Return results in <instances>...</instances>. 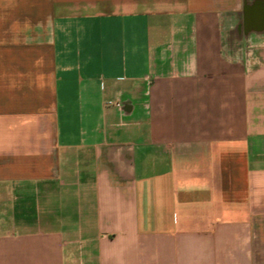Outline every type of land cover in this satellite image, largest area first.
<instances>
[{
	"label": "crops",
	"instance_id": "0c3cea01",
	"mask_svg": "<svg viewBox=\"0 0 264 264\" xmlns=\"http://www.w3.org/2000/svg\"><path fill=\"white\" fill-rule=\"evenodd\" d=\"M0 264H264V0H0Z\"/></svg>",
	"mask_w": 264,
	"mask_h": 264
}]
</instances>
